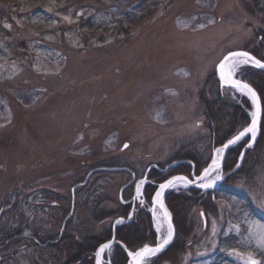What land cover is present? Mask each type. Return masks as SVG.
Wrapping results in <instances>:
<instances>
[{
    "label": "rangeland",
    "instance_id": "374dc122",
    "mask_svg": "<svg viewBox=\"0 0 264 264\" xmlns=\"http://www.w3.org/2000/svg\"><path fill=\"white\" fill-rule=\"evenodd\" d=\"M162 3L128 37L108 36L93 47L80 45V31L67 29L71 14L13 15L8 26L17 32L9 41L0 38V214L14 210L15 219L23 215L30 223L19 242L5 248L1 240L0 264H64L78 251L77 243L65 244L71 237L84 244L112 229L125 213L118 195L132 179L127 171L92 174L77 189L67 218L71 189L91 169L127 166L142 178L151 166L192 160L181 158L187 154L201 162L200 172L215 148L250 124L252 106L247 123L222 143L231 126L211 129L200 94L219 83L216 67L229 51L249 50L264 60V0ZM256 69L244 64L237 76L251 82ZM220 88L228 104L244 106L246 96L237 88ZM243 144L228 156L235 165ZM253 147L245 168L243 162L235 172L241 169L239 176L210 192L209 205L196 197L191 206L178 207L176 248L143 264H264V147L262 161L253 157ZM188 189L174 194L187 195ZM150 208L147 202L140 209ZM34 229L42 245L61 233L66 237L37 249ZM151 231L158 242L154 223ZM113 253L112 247L104 264H112Z\"/></svg>",
    "mask_w": 264,
    "mask_h": 264
},
{
    "label": "trees",
    "instance_id": "16d2710c",
    "mask_svg": "<svg viewBox=\"0 0 264 264\" xmlns=\"http://www.w3.org/2000/svg\"><path fill=\"white\" fill-rule=\"evenodd\" d=\"M17 4H7L4 0H0V38L9 41L13 34L17 32L16 27L8 26L12 22L13 15L29 13L30 16H36L37 14H43L50 12L52 14H71L74 18V23L67 26V29L74 34L80 31V45L83 47H93L97 44L104 43L108 36L114 37H128L142 22L153 17L159 8L162 6L163 0H136L128 5L126 2L121 3L120 0H18ZM116 8V9H115ZM22 43V42H21ZM12 45V44H9ZM13 53L16 50L13 48ZM258 56L256 52H254ZM252 84L258 89L261 94L264 109V72L256 69L253 78H251ZM209 91L201 92V103L203 104L205 114L208 119L212 121L211 129L213 131H220L225 124L231 126L228 135L221 141L225 142L231 135H233L240 124L245 125L248 120L246 108L251 109L250 102L247 98H243L244 106L235 105V102L228 104L224 99V91L221 90L219 83H212ZM210 94V95H208ZM233 109V111L231 110ZM244 118L246 120H244ZM244 120V121H243ZM220 142V143H221ZM264 147V116L261 126L260 137L253 147L258 151L255 156L259 157V161H262V148ZM250 155V152L247 153ZM247 156V157H248ZM246 157V158H247ZM181 158H189L194 162L198 161V158L192 155H181ZM247 160V159H246ZM247 161H244L242 169L245 168ZM235 160L229 158L225 163V171L233 168ZM191 167L188 164H180L172 170V173H180L184 171H190ZM241 170V169H240ZM240 170L231 176L227 181L235 179L239 176ZM171 174V173H170ZM163 174L158 170L153 169L149 178L159 181V177ZM168 175H166L167 177ZM129 188V187H128ZM156 187L153 184H147L145 187V197L150 202V199L155 192ZM189 192V194H188ZM187 195L177 196V194L171 193L167 196V203L174 215V221L179 227V213L178 207L182 205L191 206L196 201V197L204 205H209L212 200L211 193L201 194V192L195 188H189ZM201 194V196H200ZM128 198V197H127ZM104 200V199H103ZM197 199V201H199ZM208 202V203H207ZM121 209L125 211V216L131 210V204H123L120 202ZM208 209L210 208L207 206ZM113 212L109 214L112 215ZM24 214V213H23ZM14 210H3L0 214V242L2 240L3 247H7L12 243L19 242L24 237V230L27 225L29 226V218H24L23 215L15 219ZM128 216V215H127ZM125 216V217H127ZM150 213L145 209H140L133 220L130 223L124 224L117 229V238L124 242L131 250H136L143 246L145 243H156L154 239V232L151 231ZM69 221V220H68ZM69 224V222H67ZM66 226L68 227V225ZM66 227V229H67ZM65 229V230H66ZM64 230V231H65ZM39 230L34 229L33 239L38 243L37 249L48 248L52 245H56L65 240L62 235H58L55 239H47L44 241V245L40 244V239L36 236ZM150 234V235H149ZM39 236V235H38ZM112 229H108L105 233L100 235H94L86 241V243H80L76 238L71 237L65 244L71 246L73 243L78 244V251L75 254L70 255L64 264H92L94 262L93 252L98 248L100 244L111 238ZM151 236V238H149ZM177 244H172L163 254H167L176 248ZM0 244V250H1ZM113 256L111 258L112 264H127L128 256L125 249L117 244L113 247ZM93 257V258H92ZM160 257V256H159ZM91 259V262H90ZM160 259V258H159Z\"/></svg>",
    "mask_w": 264,
    "mask_h": 264
},
{
    "label": "water",
    "instance_id": "95a60500",
    "mask_svg": "<svg viewBox=\"0 0 264 264\" xmlns=\"http://www.w3.org/2000/svg\"><path fill=\"white\" fill-rule=\"evenodd\" d=\"M234 55H243V56L247 57L251 61L253 66L255 68L261 70V71H264V60L259 58L256 54H254L253 52H251L249 50L237 49V50L229 51L227 54H225V56L221 59V61L217 64V67H216V77H217L221 87H226V86L227 87L232 86L235 88L242 87V88H245L246 90H248L249 93L252 94V96H253V107H254L253 111L254 112H253V116L251 118L250 124L247 127H245L244 129L240 130L238 133H236L233 137H231L229 140H227L222 145V147H223V159L219 163H217L218 168L222 169L224 166L225 159L227 157L229 150L231 148H233L234 146H236L237 144H240L246 138L249 137V140L247 141V143L244 145V147L242 148V150L240 152V156H239V159H238L236 165L232 169H230L229 171L223 172V174L220 176V178L216 182H214L213 184H209V185L202 184V180L207 175V173L212 169V167H213L212 162H210L201 172L196 173L195 166H194L195 164L192 160H187V159L176 160L175 162L168 165L165 169L159 168V170L167 172L171 168L175 167L178 164L189 163V164L193 165V170H192L191 174L190 175L180 174V173L174 174L162 182H156V181L150 179L148 173L144 177L136 179V174L127 166H120V165H118V166H100V167H96V168L91 169L88 172V174L86 175L84 181L76 183L71 189V195H72L71 205H72V208H71L70 214L67 216V218H69L74 212L75 203H76V190L79 187L85 185L88 182L89 178L92 176V174H94L96 171H100V170L110 171V172L129 171L132 174V179L129 180L128 182L124 183L121 186L120 191H119L120 201L123 204L131 203L130 213H129L127 218L118 217L114 220V222L112 224V237L109 240L100 244L99 247L94 251V256H95L94 264H104L105 254L113 246H115L117 244L121 245L125 249L126 254L128 256V264H143L145 258L148 257L149 254L152 252H154L153 257H157V256L163 254L172 245V243L174 242V240L176 238V227L174 224L172 214L168 213L169 207H168L167 201H166V196H167L168 189L170 188V186L173 185V183L175 181H177L178 179H183L184 181H186L189 184V186L191 188L202 190L205 193L213 192L222 184V182H224L226 180V178L228 176L235 173L242 166V164L245 160L247 151L250 148H252L258 140V137H259V134L261 131V122H262V117H263V103H262V98H261L259 92L248 80L240 78L237 75H231V74H228L227 72H225V70H224L225 63L227 62V60L229 58H231ZM255 128L257 129L256 134L252 135V130ZM127 145L128 144L126 143L124 145V147H126ZM154 167L155 166H151L148 171H150V169L154 168ZM155 168H157V167H155ZM141 183H143V186H142L141 191H140V194L142 195V198L140 200L141 204L139 206H137V203L139 201L138 196H139V189H140ZM132 184H134L133 195L129 200H125L123 197L124 190L126 188H128L129 186H131ZM145 184H153L156 187V191H155L154 196L158 193V191L161 188H163L160 203L157 204V202H155V198L153 196V198H152V204L153 205H152L151 209H152V214H154L155 209L158 205V207L162 211L163 215L165 216L167 222L170 225V229H171L170 238H169V240H167L166 242H163V243H159V242H157L156 244L147 243V244L141 246L140 248H138L137 250L132 251L121 240H119L117 238V228L122 223H124V224L130 223L133 220L135 213L141 207H143L145 205V203H146V199L144 197V186H145ZM201 215H202V217L206 223V215H205L204 211L201 212ZM256 263H257L256 260L250 261V264H256Z\"/></svg>",
    "mask_w": 264,
    "mask_h": 264
},
{
    "label": "bare ground",
    "instance_id": "6f19581e",
    "mask_svg": "<svg viewBox=\"0 0 264 264\" xmlns=\"http://www.w3.org/2000/svg\"><path fill=\"white\" fill-rule=\"evenodd\" d=\"M259 57V56H258ZM260 58V57H259ZM244 64H248V65H252L253 66V64L251 63V61L247 58V57H245V56H243V55H234V56H232L231 58H229L228 60H227V62L225 63V65H224V70H225V72H227L228 74H231V75H237V70H238V68L240 67V66H242V65H244ZM251 84H252V82H250ZM220 84V83H219ZM253 85V84H252ZM254 86V85H253ZM255 87V86H254ZM256 88V87H255ZM257 89V88H256ZM237 90L239 91V92H241V93H243L245 96H246V98L248 99V100H250L249 102H251V106L253 107V96H252V94H250L249 93V91L248 90H246L245 88H242V87H240V88H237ZM257 91H258V89H257ZM259 92V91H258ZM259 94H260V92H259ZM260 96H261V94H260ZM262 98V97H261ZM262 103H263V101H262ZM253 110H254V107H253ZM254 112V111H253ZM253 112L252 113H250L249 115L251 116V118H252V116H253ZM262 121H263V117H262ZM261 126H262V122H261ZM256 128L255 129H253L252 130V135H255L256 134ZM260 133H261V131H260ZM234 136V135H233ZM259 137H260V134H259ZM259 137H258V139H259ZM229 140V139H228ZM249 140V137L248 138H246L243 142H244V144H243V146H242V148L244 147V145L247 143V141ZM258 141V140H257ZM243 142H241L240 144H237L236 146H239V145H241ZM257 143V142H256ZM236 146H234L233 148H231L230 150H229V152H228V154H227V157H226V159H225V163L227 162V160L229 159L228 158V156L229 155H231V154H233L234 153V151H235V148H236ZM242 148H241V150H242ZM251 149V148H250ZM249 149V150H250ZM249 150L247 151V153L249 152ZM237 151H238V159H239V156H240V152H239V148L237 149ZM247 153H246V155H247ZM223 159V147L222 146H220V147H217V148H215L214 149V151H213V155H212V159H211V161L210 162H212V165H213V167H212V169L207 173V175L204 177V179L202 180V184H204V185H209V184H213L214 182H216L219 178H220V176L222 175V174H220V173H216V171L218 170V169H220V168H218V164L217 163H219L221 160ZM179 160V159H178ZM194 162V161H193ZM209 162V163H210ZM208 163V164H209ZM225 163H224V165H225ZM183 164H188V165H190V167H191V169H190V171H184V172H180V174H186V175H190L191 174V172H192V170H193V165L192 164H189V163H183ZM194 166H195V170H196V173H199V169H200V167H201V162H194ZM207 164V165H208ZM178 165H180V164H178ZM178 165H176L175 167H177ZM206 165V166H207ZM205 166V167H206ZM175 167H173V168H171L169 171H167V172H164V171H161V170H159V169H157L160 173H162L163 175L162 176H160L159 177V181H156V180H154V181H156V182H162V181H165L167 178H169L170 176H172V175H174V174H178V173H172V170L175 168ZM204 167V168H205ZM202 168H203V166H202ZM203 168V169H204ZM153 169H156L155 167L154 168H151L150 169V171L151 170H153ZM202 169V170H203ZM201 170V171H202ZM133 171V170H132ZM150 171H148V172H150ZM200 171V172H201ZM229 171V170H228ZM127 172H129V171H127ZM134 172V171H133ZM226 172V171H225ZM135 173V172H134ZM171 173V174H170ZM234 174H236V173H233V174H231L230 176H228L227 178H226V180L225 181H227L231 176H233ZM132 175V174H131ZM166 175H168L167 177H166ZM138 176L136 175V179H138L137 178ZM224 181V182H225ZM224 182H222V184L224 183ZM146 185L147 184H145V186H144V197H145V187H146ZM142 186H143V183H141V185H140V189H139V196H138V198H139V201H138V205H140L141 203H140V200H141V198H142V195L140 194V191H141V188H142ZM221 186V185H220ZM219 186V187H220ZM181 187H184V188H186V189H188V188H191L190 186H189V184L186 182V181H184L183 179H178L177 181H175L174 183H173V185H171L170 186V188L168 189V193H167V196L168 195H170L171 193H174V190L175 189H177V188H181ZM218 187V188H219ZM217 188V189H218ZM127 189V188H126ZM126 189L124 190V193H123V197H124V199L125 200H129L131 197H129V198H126L125 196H124V194H125V192H126ZM197 190H199V189H197ZM77 191V190H76ZM120 191V190H119ZM155 191H156V189H155ZM201 193H204V194H208V193H210V192H207V193H205V192H203L202 190H199ZM162 192H163V188H161L159 191H158V193L154 196V194H155V192L153 193V195H152V197H151V199H150V202H149V204H150V207L152 208V198H153V196H154V198H155V202H157V204L158 203H160V200H161V197H162ZM133 195V194H132ZM119 196V195H118ZM167 196H166V201H167ZM145 199H146V203H145V205H144V207H146V205H147V202H148V200H147V198L145 197ZM119 200H120V198H119ZM72 202V201H71ZM121 202V201H120ZM122 203V202H121ZM126 204H131V203H126ZM169 207V206H168ZM71 208H72V205H71ZM150 208V216H151V221H152V219H153V223H154V229H155V231L158 233V235H159V237H158V242L159 243H163V242H166L167 240H169V238H170V232H171V229H170V225H169V223L167 222V220H166V218H165V216L163 215V213H162V211L160 210V208L158 207V205H157V207H156V209H155V212H154V214H152V209ZM168 210V209H167ZM138 212V211H137ZM136 212V213H137ZM135 213V214H136ZM168 213L169 214H172V217H173V220H174V216H173V213H172V211H171V209L169 208V210H168ZM129 215V214H128ZM120 217H124V216H120ZM128 217V216H127ZM127 217H125V218H127ZM135 217V216H134ZM153 223H152V225H153ZM174 224H175V221H174ZM124 225V223H122L120 226H118V228L119 227H121V226H123ZM164 227H166L167 228V230H166V232L165 233H163V229H164ZM175 227H176V234H177V226H176V224H175ZM117 228V229H118ZM112 237V236H111ZM124 243V242H123ZM157 243V242H156ZM156 243H154V244H156ZM125 244V243H124ZM150 244H152V243H150ZM126 245V244H125ZM99 247V246H98ZM114 247V246H113ZM140 248V247H139ZM137 250V249H136ZM132 251H135V250H132ZM153 254H154V252H152V253H150L149 254V256L148 257H146L145 259H148V258H151V257H153ZM93 255H94V252H93ZM106 255V254H105ZM160 256V255H159ZM94 261H95V256H94ZM93 264H94V262H93ZM127 264H128V262H127Z\"/></svg>",
    "mask_w": 264,
    "mask_h": 264
}]
</instances>
